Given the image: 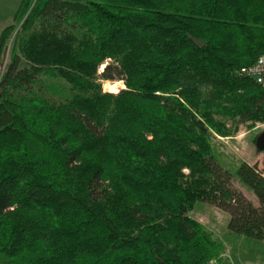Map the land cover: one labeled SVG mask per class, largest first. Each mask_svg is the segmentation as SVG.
Segmentation results:
<instances>
[{
    "label": "trees",
    "instance_id": "1",
    "mask_svg": "<svg viewBox=\"0 0 264 264\" xmlns=\"http://www.w3.org/2000/svg\"><path fill=\"white\" fill-rule=\"evenodd\" d=\"M12 20L0 264H222L197 202L229 215L225 238L264 241L263 172L212 144L224 119L264 123V84L237 75L264 54V0H21Z\"/></svg>",
    "mask_w": 264,
    "mask_h": 264
},
{
    "label": "rangeland",
    "instance_id": "2",
    "mask_svg": "<svg viewBox=\"0 0 264 264\" xmlns=\"http://www.w3.org/2000/svg\"><path fill=\"white\" fill-rule=\"evenodd\" d=\"M16 30L7 41L2 58L1 73L9 62L10 49L16 35ZM102 84L104 91L115 89L118 92L121 89L120 85L116 82L103 81ZM223 121L225 130L229 136L220 137L215 135L216 137L212 141L218 162L232 174H234L241 162L257 165L264 176V154L260 152V149L264 147V123L257 122L249 126V122L238 123L237 120L231 119H224ZM184 172L187 173L186 170ZM229 188L243 194L253 205L258 206L257 198L236 178L233 177L231 179ZM189 215L212 231L225 244L226 251L222 256V264H224L225 259L229 261V264H264V241L225 238L224 234L226 233L229 215L214 204L197 202ZM215 262L216 264H220L218 261Z\"/></svg>",
    "mask_w": 264,
    "mask_h": 264
},
{
    "label": "built area",
    "instance_id": "3",
    "mask_svg": "<svg viewBox=\"0 0 264 264\" xmlns=\"http://www.w3.org/2000/svg\"><path fill=\"white\" fill-rule=\"evenodd\" d=\"M237 75L253 79L258 84H264V54L260 55L252 65L238 71ZM207 264H216V262L212 260Z\"/></svg>",
    "mask_w": 264,
    "mask_h": 264
},
{
    "label": "crops",
    "instance_id": "4",
    "mask_svg": "<svg viewBox=\"0 0 264 264\" xmlns=\"http://www.w3.org/2000/svg\"><path fill=\"white\" fill-rule=\"evenodd\" d=\"M20 2L21 0H0V33L5 27L13 24L12 17Z\"/></svg>",
    "mask_w": 264,
    "mask_h": 264
},
{
    "label": "water",
    "instance_id": "5",
    "mask_svg": "<svg viewBox=\"0 0 264 264\" xmlns=\"http://www.w3.org/2000/svg\"><path fill=\"white\" fill-rule=\"evenodd\" d=\"M193 43H195L196 45L200 46V47H204L205 46V42L197 40V39H192Z\"/></svg>",
    "mask_w": 264,
    "mask_h": 264
},
{
    "label": "bare ground",
    "instance_id": "6",
    "mask_svg": "<svg viewBox=\"0 0 264 264\" xmlns=\"http://www.w3.org/2000/svg\"><path fill=\"white\" fill-rule=\"evenodd\" d=\"M102 68H103V67H102ZM116 83L119 84L121 88L124 87V84H123L122 81H117ZM110 91L113 92V93H116V92H117V90H115V89H113V90L110 89Z\"/></svg>",
    "mask_w": 264,
    "mask_h": 264
}]
</instances>
